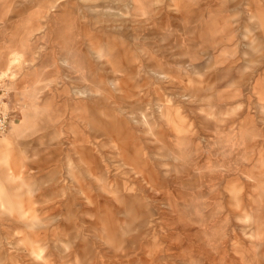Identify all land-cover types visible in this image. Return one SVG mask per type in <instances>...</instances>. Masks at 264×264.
Listing matches in <instances>:
<instances>
[{
	"label": "rangeland",
	"instance_id": "obj_1",
	"mask_svg": "<svg viewBox=\"0 0 264 264\" xmlns=\"http://www.w3.org/2000/svg\"><path fill=\"white\" fill-rule=\"evenodd\" d=\"M0 71V264H264V0H0Z\"/></svg>",
	"mask_w": 264,
	"mask_h": 264
},
{
	"label": "built area",
	"instance_id": "obj_2",
	"mask_svg": "<svg viewBox=\"0 0 264 264\" xmlns=\"http://www.w3.org/2000/svg\"><path fill=\"white\" fill-rule=\"evenodd\" d=\"M8 96L2 88H0V135L8 131L11 124L9 112L7 111Z\"/></svg>",
	"mask_w": 264,
	"mask_h": 264
},
{
	"label": "crops",
	"instance_id": "obj_3",
	"mask_svg": "<svg viewBox=\"0 0 264 264\" xmlns=\"http://www.w3.org/2000/svg\"><path fill=\"white\" fill-rule=\"evenodd\" d=\"M13 58H9L6 62L7 63H5L6 64V68L9 70L10 69V67H12V66H14V62H13Z\"/></svg>",
	"mask_w": 264,
	"mask_h": 264
},
{
	"label": "bare ground",
	"instance_id": "obj_4",
	"mask_svg": "<svg viewBox=\"0 0 264 264\" xmlns=\"http://www.w3.org/2000/svg\"><path fill=\"white\" fill-rule=\"evenodd\" d=\"M4 68H5V71H7L8 69L6 68L7 66H6V64H4V66H3ZM5 71H0V76H2V75H5L4 73H5Z\"/></svg>",
	"mask_w": 264,
	"mask_h": 264
}]
</instances>
